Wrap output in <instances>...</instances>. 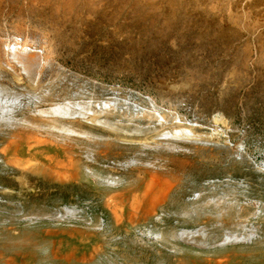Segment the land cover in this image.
<instances>
[{"label":"rangeland","instance_id":"374dc122","mask_svg":"<svg viewBox=\"0 0 264 264\" xmlns=\"http://www.w3.org/2000/svg\"><path fill=\"white\" fill-rule=\"evenodd\" d=\"M0 264H264V0H0Z\"/></svg>","mask_w":264,"mask_h":264}]
</instances>
